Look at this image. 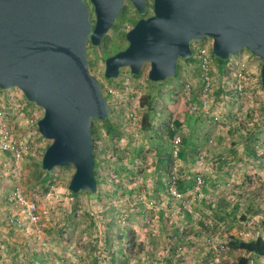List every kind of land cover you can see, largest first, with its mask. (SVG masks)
Returning <instances> with one entry per match:
<instances>
[{
  "label": "rangeland",
  "instance_id": "rangeland-1",
  "mask_svg": "<svg viewBox=\"0 0 264 264\" xmlns=\"http://www.w3.org/2000/svg\"><path fill=\"white\" fill-rule=\"evenodd\" d=\"M147 3L146 14L140 15L132 1L126 0L115 24L105 35L101 44L89 43L87 56L90 70L104 86L116 83L120 78L119 76L105 77L107 57L116 53L114 47L121 51L128 46L126 34L134 26L135 21L154 13L153 0H147ZM90 7L94 17V8L91 3ZM204 42L209 44L210 39H205ZM200 43L201 41L198 40L193 41L194 46ZM242 57L256 60L249 50H244ZM236 58L238 56H232L230 60L233 61ZM211 60L215 85L211 95V105L207 111L193 109L195 105H198L199 100L190 92L194 88L201 87V79L197 75L195 66H191L190 73L181 75L180 72L179 77L184 76V79L174 88H171L170 83H163L157 87L152 109H150L151 127H141L136 132L129 123L124 121L118 125L115 123V130L112 135H108L103 121L95 120L94 127L98 137L95 149L105 166L102 178L106 180L107 185H118L121 181H125L128 185L130 182L131 188L135 191L134 197L132 194H127L122 199L119 196H109L111 199L107 200L105 195L98 197L96 195L98 192H95L90 193L94 197L90 199L87 193H73L69 189V184L76 170L74 164L54 167L51 170L53 180L44 186L42 176L46 171L42 169L41 162L51 140L43 137L38 124L32 122L29 114L12 115L11 118L18 132L30 141L32 148L22 160V176L18 180L6 173L8 159L6 154L0 152V264H121L123 260H126L127 264H150L149 254L144 252V241L148 238L145 234L155 231L166 232L163 239L161 238L163 235H160L161 241L170 245V249L172 245L177 246L178 249L182 246L181 252L185 254L180 251L174 255L171 254L173 263H168L162 259L170 254L171 250L167 249L168 251L163 253L152 254L157 258L151 262L152 264H204L211 256L204 243L206 236L212 232L210 222L225 225L222 231L219 229L216 231L221 232L220 235L224 241H229L232 236H241L242 231H250L251 237L259 235L264 237V109H262L264 90L256 87L255 93L249 98L238 100L225 81L226 76L232 73V68L227 67L229 62L220 63L213 55ZM184 62L185 60L181 59L178 63L180 69ZM260 63L256 65L255 61H251V65L258 66L255 77L261 72L263 65L261 59ZM149 70L150 63H146L139 80L135 81V85L139 83L143 89L140 93L134 94V99L126 101V111L135 109L144 114L148 109L147 105L142 106L141 97L148 95L152 87L154 88L149 81ZM129 71L128 67L122 68L120 76ZM173 81L170 82L173 83ZM187 81L192 83L190 91L186 87ZM11 90L25 97L20 89ZM30 105L32 108L36 107L34 103ZM40 111L43 113V109L40 108ZM174 120L181 121L183 131L190 135L189 143L183 147V151L185 150L183 155L188 157L195 167L197 164L200 167L197 155L199 151L204 150L205 162L213 165L212 170L207 174V184L210 182L211 173L219 165L217 160L211 159L215 153L220 154L217 151L223 149L224 153L227 152L231 142L238 140L236 142L239 146L242 143L241 151L246 153L245 156L242 154V172L236 169L234 177L232 178L231 175L229 179H226L230 185L227 183L222 185L225 188L223 191L221 188L214 194L215 196L198 200L194 204L191 220L178 225L177 218L170 214L173 203L165 211L167 214L164 215L165 221L160 226L162 229H156L158 227L156 225L151 230L149 219H145L143 214L156 211V204L149 208V205L145 203L155 198L151 197L153 188L150 184L154 183L158 174L153 170H159L160 166L166 167V165H170L171 170L180 167L176 162L177 157L167 158L173 139L168 136L167 131ZM220 130L225 132V135H222L219 140L217 133ZM258 132L260 134L256 135ZM197 134H199L198 138ZM252 149L259 154L258 159V155L257 157L253 154L249 155ZM229 155L223 161L235 162ZM163 158L168 163L164 164ZM138 161H140L139 164ZM119 167H128V170L121 174L118 171ZM196 169L191 168L190 173L194 175ZM243 178L245 181L250 179V182L239 185ZM16 185L20 186L26 196L38 198L41 208L51 216L48 227L50 226L52 232L48 234L46 247L39 246L31 231L18 229L7 222L10 212L17 210L15 202L11 200V193ZM242 192L248 195L245 196ZM119 200L123 202H118ZM237 200L242 201L243 205L239 204L235 212L234 205ZM248 203L254 205L250 208V217L243 212L245 208L252 206ZM228 211H231L232 215L224 214ZM176 224L178 229L172 227ZM124 233H127L126 237ZM129 249H133L134 256L128 260L125 252ZM113 252L116 253L118 261L112 259ZM242 253L241 250L227 246L223 254L224 264H239L238 258Z\"/></svg>",
  "mask_w": 264,
  "mask_h": 264
},
{
  "label": "water",
  "instance_id": "water-1",
  "mask_svg": "<svg viewBox=\"0 0 264 264\" xmlns=\"http://www.w3.org/2000/svg\"><path fill=\"white\" fill-rule=\"evenodd\" d=\"M130 1L146 14L147 0ZM125 2L0 0V88H18L43 109L39 131L51 140L43 168L74 164L73 193L98 190L92 124L111 116L89 67L88 45L101 44ZM153 7L127 32L128 46L107 57L106 78H117L124 67L140 74L150 63L149 79L165 81L180 59L193 56L192 42L205 37L222 60L244 49L264 59V0H153ZM261 81L264 87V62Z\"/></svg>",
  "mask_w": 264,
  "mask_h": 264
},
{
  "label": "built area",
  "instance_id": "built-area-1",
  "mask_svg": "<svg viewBox=\"0 0 264 264\" xmlns=\"http://www.w3.org/2000/svg\"><path fill=\"white\" fill-rule=\"evenodd\" d=\"M209 39V44L201 45L200 43L195 46L197 47L196 55L199 60L202 84L199 104L193 107L194 110L200 109L207 111L211 105V95L214 92L215 76L213 74L211 60L213 40L211 38ZM243 52L238 55V58L233 59V61L229 60L227 67L229 69L232 68L233 74L230 72V75L226 74L227 76L225 78L226 83L230 86L238 100L249 98L255 93V88H261L262 85L260 82L261 72H259L258 76H254L256 75L255 72L258 67L256 65L261 64L260 59L262 60V58L251 53L256 60H249L247 57H242ZM251 61H255L256 65H251ZM119 77L116 83L103 85V92L108 103L115 110L116 124H122L126 121L137 132L142 126L143 113L135 109H127L126 111L125 106L127 105L126 101L134 99V94L140 93L143 87L139 83L135 85V81L139 79L133 80L130 71L121 76L119 75ZM186 87L190 91L192 83L187 81ZM30 104L33 103L26 97L19 96L14 90H3L0 88V152L6 154L8 159L6 173L16 180L22 176V160L30 153L32 145L28 139H25L18 132V128L11 116L14 114H29L32 122L38 124L43 113H41L39 106L36 105V107L32 108ZM181 142L182 137L180 135L172 139L171 152L175 158L179 154ZM127 154H130V152H127ZM205 157V151H199L197 158L200 163V170L196 175L195 183L190 191L183 192L179 190L178 182L181 174L177 168H173L169 173L165 184L171 196L169 199L163 200L162 203L164 205L174 203L170 210L171 216L178 217L184 210L193 214L194 204L198 200L203 199V187L207 180V174L212 170L213 166L205 162ZM139 163L140 161H138ZM11 200L15 202L17 210H15L16 212H10L8 217L10 224L18 229L31 231L39 246L46 247L48 245L46 226L51 222V216L48 215L46 210L41 208L38 198L26 196L20 186L16 185L11 193ZM148 203L152 206L155 201L151 199ZM210 227L212 228V232L206 236L204 243L211 253V256L204 264H224L223 254L227 246L223 244L224 240L221 238V232L216 231L218 229L222 231L225 225L211 222ZM240 234L245 238L252 236L250 231H242ZM181 249L182 246H179L178 250L180 253L185 254V252H181Z\"/></svg>",
  "mask_w": 264,
  "mask_h": 264
},
{
  "label": "crops",
  "instance_id": "crops-1",
  "mask_svg": "<svg viewBox=\"0 0 264 264\" xmlns=\"http://www.w3.org/2000/svg\"><path fill=\"white\" fill-rule=\"evenodd\" d=\"M191 66H195L196 71H197L198 64L194 65L192 62L185 61L184 64L181 66V69H180V66H179L177 77H178V79L180 78V81H182L184 79L183 78L184 76L179 77L180 76V72H181V75L190 73V67ZM169 83H170V86H172L171 88H174V86L177 85V80H174L173 83L172 82H169ZM217 134H219L218 135L219 136L218 139L220 140L221 136L225 135V132L223 133L222 130H220V131H218ZM196 137L198 138L199 134H197ZM236 141H238V140H236ZM236 141L234 140V141L231 142V144L228 146L229 150L227 152L225 151V153H224V150L221 149L220 151H217V152H220L219 155H216V153H215V155H213V158H211L213 160H217V163L219 165L218 166L216 165L217 167H215V169L211 173L212 175H210V177H209V180H210L209 184L206 185L203 188V192H204V197L203 198H211L212 196H215L214 194L218 193L221 190V188H222V191H223L225 188L222 185H225L227 183L226 179L227 178L229 179V177L231 175H232V178L234 177L236 169L237 170L239 169L242 172V167H241L242 163H243L242 154H243V156H245L246 152L244 153V151L243 152L241 151L242 143L239 146V143H237ZM228 143H230V142H228ZM224 149H227V148H224ZM253 151H254L253 149H252V152L249 151V155L253 154L256 157L258 155V157H257V159H258L259 158V154H256L255 153L256 151H254V152ZM229 154H231V155H229ZM228 155L230 156V158H234L235 162L230 163L229 161L228 162L223 161V160H225L226 157H228ZM165 162H167V161L165 160V158H163V163L165 164ZM176 162H178V164L180 166L179 168L177 167V169L183 175V183H182L183 187L188 189L187 191H190L191 187L194 184V179H195V176L197 175L196 173H198V171L200 170L199 164H197L196 167H195L189 161V158L186 157V156L178 157ZM102 163H103V165H101L99 167V174H100L101 178H102L101 175H102V173L105 170V166H104L103 160H101V164ZM191 168H197L196 169V173L194 175L190 173ZM125 170H128V167L127 168L119 167V169H118V171L121 174L123 172H125ZM170 170H171L170 169V165H168V166L166 165V167L165 166H162V167L160 166L159 170H157V169L153 170V171H155L158 174V177L156 179H154V183L150 184V186H152V188H153V189H151V192H152V195H153L151 197H155V199L157 200L156 205H155V210L156 211L154 213H151V214L149 212H146V213L143 214L145 219H149V222H150V224H149L150 227L149 228L151 230H152L153 226H156V225L158 226V227H156V229H158V228L162 229V227H160V226L165 221L164 215L167 214V213H165V211H167V207L163 203H161V201L166 199V198H168V196H169V193L166 190L165 181L167 179L168 174L170 173ZM190 176H192V178ZM244 178H245V174H244ZM244 178L240 181L239 185H243V183H245V182L248 184L250 182L249 181L250 179L245 181ZM227 184L230 185V182H228ZM209 185H213V186L210 187ZM219 185H221L220 188L216 189ZM131 186L132 185H131L130 182H128V185H127L125 183V181H121L118 185H114V184L107 185L106 180H104V178H102V181H100V184L98 186V191H97L98 194H96V195L98 197H101V196L104 197V195H105V198L107 200L111 199L109 196H111V197L119 196L120 199H122L127 194H129V195L132 194V196L134 197L135 196V191L131 188ZM87 194H88L87 195L88 198H90V199L94 198L89 193H87ZM242 194L245 195V196L248 195V194H245L243 192H242ZM221 196H220V198H221ZM136 199H137V197H136ZM237 201H236V203H237ZM118 202H123V200H119ZM224 203H226V202H224ZM239 204L243 205L242 201H240ZM248 204H251L252 206L249 207V208L248 207L245 208V210H243V212L245 213V215H247V217H250V213H251V209L250 208H252L254 205H253V203H248ZM139 205L142 206V204H140V203H139ZM225 205L226 204H224V206ZM219 206L222 207L221 205H218V207ZM140 211H142V210H140ZM232 211H233V209H232ZM224 214L232 215V212L228 211V212H225ZM189 217H191V216H187L186 214L182 213L178 217H176L177 218L176 223L178 222L179 223L178 225H180V223H182V222L185 223L187 220L189 221L191 219ZM192 217H193V215H192ZM122 219H124V217H122ZM178 225L177 224H176V226L172 225V227L178 229ZM122 232H124V231H122ZM165 233H163L161 231L160 232H156L155 231V232H149L148 234L147 233L145 234V236H147L148 238L146 239V241H144V252H147L149 254L150 258L148 257V260H150L149 261L150 264H152L151 262H154V260L157 259L152 254L163 253L167 249H170V245L168 246L166 243H163V241H161L164 238V234ZM126 234L127 233H124L125 237H126ZM160 235L161 236L163 235L161 237L162 239L160 238ZM176 236H178L177 233H176ZM180 239L182 240V238H178V240H180ZM170 253H172V252L170 251ZM163 258L164 257H162V259ZM249 264H264V256H259V255L252 256L250 258Z\"/></svg>",
  "mask_w": 264,
  "mask_h": 264
},
{
  "label": "trees",
  "instance_id": "trees-1",
  "mask_svg": "<svg viewBox=\"0 0 264 264\" xmlns=\"http://www.w3.org/2000/svg\"><path fill=\"white\" fill-rule=\"evenodd\" d=\"M137 21H135V24L137 23ZM205 39H209V38L208 37H205V38L201 39L200 40L201 41V45H205V42H204ZM192 48H193V56L190 57V58L184 59V60L185 61H188V62H192L194 65L195 64H198V66H197V72H198V75L200 76L199 60H198V57L196 56L197 47H195L193 45V43H192ZM114 50H115V52L120 51V49L117 48V47H114ZM212 55L220 63H226V62H228V60H222V59L218 58L214 54L213 51H212ZM180 60H179V62H180ZM178 67H179V64H178ZM178 67H177V69H178ZM177 73H178V70H177ZM177 73L172 78L170 77V79L168 78L167 80L162 81V82H154V81H152V80L149 79V81L154 85V88L152 87V89H151V91H150V93L148 95H143L141 97L142 106L143 107H145V105L148 106V109L145 110V112L143 114L142 126H141L142 128H148V127H151L152 126V124L150 122L151 121L150 109H152V102H153V99L155 97V93L157 91L156 90L157 87L160 86L163 83H169L172 80H177V83L180 82V80L177 77ZM141 75H142V72L140 74H132V79L133 80L138 79ZM260 82H262V81L260 80ZM102 86H103V84H102ZM261 88L264 90V87L262 85H261ZM200 91H201V87H199V89H195V88L192 89L190 93H192L193 96L198 99L199 98V95H200ZM109 106L111 108V116L107 120H104V121L102 120V121L106 125L107 131H108V135H112V132L115 130V125H116L115 124L116 123L115 114H114L115 113V110L111 106V104H109ZM262 109H264V107H262ZM95 120L96 119L93 120V124H92V136H93V151H94V154H95V157H96V168H95V171H96V177H97L98 186H99L100 181H102V178L100 177V174H99V167L103 163L101 164V160L99 159V157H98V155L96 153V149H95V147H96L95 145L98 142L97 133H96V130H95V127H94ZM167 133H168V136L170 138H174L177 135H180L182 137V142L180 144V150H179V154H178L177 158L184 156L183 153H184L185 150L183 151V147L186 144L189 143V137H190V135H189L188 132L183 131V123L181 121H179V120H174L173 125L170 126V127H168ZM259 134H260L259 132L256 133V135H259ZM170 156H172L171 151L169 153H167V158L169 159ZM41 165H42V162H41ZM42 169L44 171H46V173L42 176V183H43L44 186H46L47 184H49L53 180V177L54 176H53V174H51V170H45L43 168V165H42ZM195 179H196V176H195ZM195 179H194V183H195ZM182 183H183V175L181 174V178H180V180L178 182V187H179V190H181L183 192H186L188 189L184 188ZM206 185H208L207 184V180H206V183H205L204 187ZM76 194H78V193H76ZM170 196L171 195L169 194L168 198H170ZM202 200H204V198ZM239 202L240 201L238 200L237 203H235V206H234L235 212L239 208ZM172 204H173V202L172 203H169L168 206H171ZM182 212H183V214H186L187 216H191L189 218L192 219V213L191 212H189L187 210H184ZM8 217H9V215H8ZM7 222H8V224H10L9 220ZM11 226H13V225H11ZM49 227H48V225L46 226V233H47V235L50 234V231H51V229ZM223 244L225 246L231 247L233 249H238V250L243 251V253L238 258L239 264H249L250 258L252 256H254V255L264 256V237H262L261 235H259L257 237H251V238L250 237L249 238H245L243 236H232V237H230L229 241H223ZM171 252L172 253H170L168 256H165L163 258V260L165 262L173 263V258L171 257V254L174 255L175 253L179 252L178 247L177 246H175V247L172 246ZM125 255H127L126 259H128V260L130 258H132L134 256L133 249H129V251L125 252ZM112 259L114 261H117L116 253L115 252L112 253ZM121 264H127V261L126 260H123L121 262ZM198 264H200V263H198Z\"/></svg>",
  "mask_w": 264,
  "mask_h": 264
},
{
  "label": "clouds",
  "instance_id": "clouds-1",
  "mask_svg": "<svg viewBox=\"0 0 264 264\" xmlns=\"http://www.w3.org/2000/svg\"><path fill=\"white\" fill-rule=\"evenodd\" d=\"M198 41H200V40H198ZM193 43V42H192ZM244 50H247V49H244ZM243 50V51H244ZM212 51H213V48H212ZM242 51V52H243ZM250 51V50H249ZM251 52V51H250ZM241 53V52H240ZM240 53H238L237 55H232V56H238ZM252 53V52H251ZM253 54V53H252ZM197 56V55H196ZM232 56H230V58L232 57ZM230 58L228 59V62H229V60H230ZM262 58V57H261ZM262 60H264L263 58H262ZM264 62V61H263ZM262 69V68H261ZM130 72H131V70H130ZM132 73V72H131ZM120 75V74H119ZM201 84H202V81H201ZM261 84H262V82H261ZM102 85V84H101ZM199 99V98H198ZM199 104V103H198ZM171 151V150H170ZM171 154H172V152H171ZM169 175V174H168ZM168 177V176H167ZM194 185V184H193ZM167 190V189H166ZM168 192V191H167ZM151 199H153L154 201H156V199L155 198H151ZM151 199H149L147 202H145V203H147L148 205H149V201L151 200ZM166 199H169V198H166ZM166 199H164V200H166ZM163 201V200H162ZM162 201H161V203H162ZM156 203H154V205H155ZM153 206V205H152ZM152 206H150L149 205V207H152ZM166 207H169L168 205H165ZM263 237V236H262ZM203 264V263H202Z\"/></svg>",
  "mask_w": 264,
  "mask_h": 264
},
{
  "label": "flooded vegetation",
  "instance_id": "flooded-vegetation-1",
  "mask_svg": "<svg viewBox=\"0 0 264 264\" xmlns=\"http://www.w3.org/2000/svg\"><path fill=\"white\" fill-rule=\"evenodd\" d=\"M148 4V3H147Z\"/></svg>",
  "mask_w": 264,
  "mask_h": 264
}]
</instances>
